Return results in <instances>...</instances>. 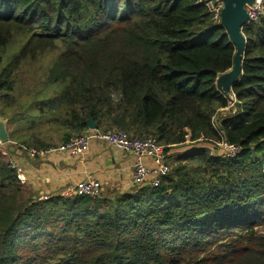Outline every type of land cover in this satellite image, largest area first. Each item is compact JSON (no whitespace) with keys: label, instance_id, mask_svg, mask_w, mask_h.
I'll use <instances>...</instances> for the list:
<instances>
[{"label":"trees","instance_id":"1","mask_svg":"<svg viewBox=\"0 0 264 264\" xmlns=\"http://www.w3.org/2000/svg\"><path fill=\"white\" fill-rule=\"evenodd\" d=\"M12 32L28 38L0 70L4 104L23 61L62 49L28 129L47 117L65 143L91 119L165 153L191 149L156 187L47 199L0 152V264H264V18L243 27L237 111L216 129L229 103L215 81L234 47L196 0H0V49ZM219 143L238 155L216 157ZM15 145L52 146L36 134Z\"/></svg>","mask_w":264,"mask_h":264},{"label":"built area","instance_id":"2","mask_svg":"<svg viewBox=\"0 0 264 264\" xmlns=\"http://www.w3.org/2000/svg\"><path fill=\"white\" fill-rule=\"evenodd\" d=\"M196 4H204L210 14L211 21L220 23V12L222 9V2L220 0H196ZM246 11L248 17L247 25L257 24L264 18V0H254L252 5L246 7ZM217 122L218 120L213 117L212 123L215 129L217 128ZM95 140L118 150L131 153L134 156L130 181L131 188H140L147 185L156 187L160 184L161 179L170 171L167 163V153L164 152V147L156 139H131L127 134L118 130L110 133H99L96 130H88L79 136L71 138L68 142L39 150L19 145L16 147L12 146L15 148L13 155H10L6 150H1V155L6 158L8 166L15 172L17 179L21 183H26L28 179L26 169L19 160L22 154H25L29 160L62 154L71 159L83 161L89 153L91 142ZM219 146H223L224 150L230 152L217 153L215 154L216 157L231 158V151L239 153L237 147L219 143L216 144V149ZM144 159L150 160L152 165H146ZM72 193L73 196L98 197L101 193V183L89 175L75 185Z\"/></svg>","mask_w":264,"mask_h":264},{"label":"rangeland","instance_id":"3","mask_svg":"<svg viewBox=\"0 0 264 264\" xmlns=\"http://www.w3.org/2000/svg\"><path fill=\"white\" fill-rule=\"evenodd\" d=\"M9 38L7 47L0 49V70L4 69L12 61L13 57L18 54L28 37H23L12 32ZM61 51L62 49L57 47L52 51H47L38 55L34 60L26 59L14 73L12 78L13 91L8 95V97L14 99V102L4 104L2 103L3 100L0 99V109L9 121H11L7 126L8 143L3 145L0 144V152L2 149L4 150L12 146L16 147V143L21 144V141L30 139L31 134H36L39 138L49 140L54 145L61 144V135L55 131V127L46 124L47 117L41 120V122L36 123L33 128L28 129L31 127L30 125L32 122H37L36 102L52 95L56 89L54 86L46 84L45 72L51 67ZM216 84L217 79L215 81V85ZM226 94L229 96V107L228 109L218 110L217 116H214L216 120H219V118L230 112L235 113L237 111V104L232 92L228 91ZM189 149H191L190 146L174 147L171 149L170 155L167 158L170 169L175 164V157L185 153ZM223 152L226 153L230 151L224 150L223 146H219L218 149H215V153L213 151L214 154H222ZM230 155L236 157L238 154L236 151H231ZM259 232H263V230H259ZM187 261V259L186 261L181 260L178 264H186ZM50 263L56 264L54 262Z\"/></svg>","mask_w":264,"mask_h":264},{"label":"crops","instance_id":"4","mask_svg":"<svg viewBox=\"0 0 264 264\" xmlns=\"http://www.w3.org/2000/svg\"><path fill=\"white\" fill-rule=\"evenodd\" d=\"M55 131L61 135L56 128ZM40 139L52 146L58 145ZM60 139L62 141V135ZM4 150L13 155L15 148L7 147ZM170 152L171 150L167 152V158ZM19 160L26 169V183L38 198L72 197L75 185L89 175L101 183V194L115 191L123 193L131 189L134 156L100 141L91 142L89 153L83 161L62 154L34 160H29L22 154ZM144 163L152 165L148 159H144Z\"/></svg>","mask_w":264,"mask_h":264},{"label":"water","instance_id":"5","mask_svg":"<svg viewBox=\"0 0 264 264\" xmlns=\"http://www.w3.org/2000/svg\"><path fill=\"white\" fill-rule=\"evenodd\" d=\"M222 9L220 12V27L224 30L230 43L234 47V57L232 69L217 77V90L229 103L227 92H231L232 86L237 82L241 75L242 59L246 47V39L243 35V27L247 25L246 7L252 5L254 0H220ZM6 119L0 118V144L8 143ZM89 130H95L96 125L91 120L86 121Z\"/></svg>","mask_w":264,"mask_h":264}]
</instances>
